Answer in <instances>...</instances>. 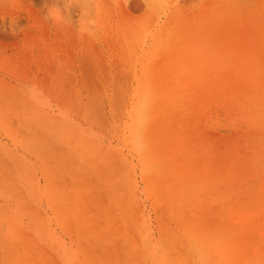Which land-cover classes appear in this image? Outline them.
<instances>
[{
    "label": "rangeland",
    "instance_id": "374dc122",
    "mask_svg": "<svg viewBox=\"0 0 264 264\" xmlns=\"http://www.w3.org/2000/svg\"><path fill=\"white\" fill-rule=\"evenodd\" d=\"M27 1L0 264H264V0Z\"/></svg>",
    "mask_w": 264,
    "mask_h": 264
},
{
    "label": "bare ground",
    "instance_id": "6f19581e",
    "mask_svg": "<svg viewBox=\"0 0 264 264\" xmlns=\"http://www.w3.org/2000/svg\"><path fill=\"white\" fill-rule=\"evenodd\" d=\"M24 1V0H23ZM35 5L36 4H39V2H40V0H31ZM47 1V0H46ZM27 0L25 1V2H21V0H20V2H19V4L16 6V8H3V10L2 9H0V30H4V31H6L5 33H7L6 35L8 36L7 37V39L8 38H14V39H16L18 42L19 41H21V39H23V38H25V36H26V28H27V24H25L24 23V20L25 19H27V16H32V12L31 11H34V6L31 8L30 7V5H28L27 6ZM48 3V2H47ZM7 4V3H6ZM38 6V5H37ZM41 6V5H40ZM33 9V10H29V9ZM44 10V9H43ZM35 11H36V9H35ZM39 11V10H38ZM41 13V12H40ZM33 14H35V15H37V13H33ZM39 17V16H38ZM37 17V18H38ZM33 19H36L35 17H33L32 18V20ZM40 19V18H39ZM37 20V19H36ZM41 23V22H40ZM43 24H46V23H44L43 22ZM47 25V24H46ZM46 25H44V26H46ZM29 31V30H28ZM3 31L1 32V34L3 35V36H6V35H4L5 34ZM1 34H0V36H1ZM9 35H10V37H9ZM28 35H29V32H28ZM1 38V37H0ZM3 38V37H2ZM16 40H14V41H16ZM27 40V39H26ZM16 41V43H18ZM24 41V40H23ZM5 42H6V40H5ZM11 43H12V41H11ZM13 43H15V42H13ZM15 43V44H16ZM21 43V42H20ZM19 46V45H18ZM13 48V47H12ZM14 49V48H13ZM4 54V56H5V54L6 53H3ZM1 55V54H0ZM9 56V55H8ZM14 57V56H13ZM18 58V57H17ZM8 59V58H7ZM14 59V58H13ZM4 61H7V60H4ZM9 61V60H8ZM224 90V89H223ZM39 91V89L37 90V92ZM43 91V90H42ZM43 93V92H42ZM41 93V94H42ZM40 96V95H39ZM144 106V105H143ZM52 126V125H51ZM63 132V131H62ZM64 138V137H63ZM68 141H70V140H68ZM80 144V143H79ZM88 146V145H87ZM86 147V146H85ZM149 153V152H148ZM190 154V153H189ZM5 161V160H4ZM206 166H208V165H206ZM5 175V174H4ZM1 177V176H0ZM218 185V184H217ZM216 186V185H215ZM122 192V191H121ZM216 192V191H215ZM220 196V195H219ZM221 197V196H220ZM261 197V196H260ZM255 198V197H254ZM132 200V199H131ZM242 201H243V199H242ZM221 206V205H220ZM256 206V205H255ZM259 206H260V204H259ZM264 207V206H263ZM246 208V207H245ZM261 208V207H260ZM259 208V209H260ZM248 210H249V208H247ZM259 209H257V210H259ZM262 209H264V208H262ZM264 212V211H263ZM261 213V212H260ZM258 214V213H257ZM261 215V214H260ZM264 215V214H263ZM261 217V216H260ZM263 221V220H262ZM214 223V222H213ZM211 234V233H210ZM214 236H215V234H214ZM220 237V241L222 240V237L221 236H219ZM216 239L218 240V238L217 237H215V242L218 244L220 241L218 240V241H216ZM226 239V238H225ZM225 239H224V242H225ZM226 240H228V239H226ZM233 241H234V239H233ZM212 242H213V240H212ZM224 242H223V244H224ZM227 242V241H226ZM231 242H232V239H231ZM235 242V241H234ZM215 243V244H216ZM229 243H230V240H229ZM221 244H222V242H221ZM220 244V245H221ZM223 244H222V248H223ZM228 244V243H227ZM226 245V244H225ZM233 245V243L231 244V246ZM234 245H236L235 243H234ZM238 245V244H237ZM216 247V246H215ZM225 247V246H224ZM228 247V246H227ZM236 247V246H235ZM168 248V247H167ZM189 248V247H188ZM192 248V247H191ZM221 248V247H220ZM239 248V247H238ZM238 248H237V250H238ZM241 248V247H240ZM181 249V248H180ZM236 249V248H235ZM170 250V249H169ZM172 250V249H171ZM182 250V249H181ZM181 250H180V252H181ZM197 250V249H196ZM166 251H167V249H166ZM223 251V250H222ZM192 251H190L189 253H191ZM194 252V251H193ZM165 253V252H164ZM172 253H175V252H171L170 254H172ZM170 254H168V255H170ZM167 255V256H168ZM190 255H192V254H189L188 256H190ZM173 256V255H172ZM175 257V256H174ZM168 259H170L171 260V257L170 258H168ZM188 259V258H187ZM190 259H191V257H190ZM169 260V261H170ZM181 260V259H180ZM257 260H259V259H257ZM193 261V260H192ZM186 263V262H185ZM168 264V263H167ZM183 264V263H182ZM187 264H190L189 263V259H188V263Z\"/></svg>",
    "mask_w": 264,
    "mask_h": 264
}]
</instances>
